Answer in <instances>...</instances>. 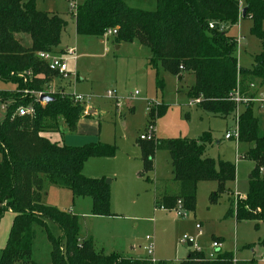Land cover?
<instances>
[{
    "label": "trees",
    "instance_id": "1",
    "mask_svg": "<svg viewBox=\"0 0 264 264\" xmlns=\"http://www.w3.org/2000/svg\"><path fill=\"white\" fill-rule=\"evenodd\" d=\"M244 9L245 18L253 23L251 35L262 47L251 70L239 66L236 39L224 30L226 25L238 24L239 0H157L155 12L132 8L124 0H85L73 20L79 36L103 38L112 30L116 44L138 41L148 48L152 54L149 64L157 71L160 90L164 81L159 78L158 66L176 77H181L183 67L184 72L195 76L189 98L200 100L205 112L229 117L237 109L234 96L241 79L251 76L264 83V0H245ZM212 23L214 29L210 28ZM66 26L59 15L38 10L36 0H0V84H14L19 91L9 95L0 89V102H12L0 123V223L7 212L15 214L0 264H36L32 260L35 227L49 234L52 264H154L98 253L93 240H81L78 217L43 204L45 183L50 182L70 190L76 198H90L93 216H112L110 181L86 178L83 169L91 158L115 157L117 147L92 144L72 148L51 143L41 133L57 130L60 121L74 133L85 116V107L62 93L51 94L54 101L47 104L24 96L27 90L45 92L51 77L57 75L39 54H61L57 49ZM21 34L30 37V48L17 40L16 35ZM31 104L35 109L32 117L16 115L20 107ZM166 111L162 106L150 113L151 123ZM259 123L248 107L239 117V143L247 149L243 158L254 162L255 167L247 195L238 201L236 211L234 201L230 202L226 214L227 218L258 224L264 223V134ZM211 141L210 134L196 140L137 141L142 152L141 177L153 172L156 152L168 151L171 156L178 194L157 200L156 209L163 205L171 211L182 201L188 212L195 213L200 183L236 181L235 165L204 158ZM48 223L59 228V238L50 233ZM221 253L220 258L230 259L227 264L233 263L232 253ZM182 264L222 263L207 262L202 254L192 252Z\"/></svg>",
    "mask_w": 264,
    "mask_h": 264
},
{
    "label": "rangeland",
    "instance_id": "2",
    "mask_svg": "<svg viewBox=\"0 0 264 264\" xmlns=\"http://www.w3.org/2000/svg\"><path fill=\"white\" fill-rule=\"evenodd\" d=\"M84 1L79 0V4L81 5ZM124 1L132 8H140L147 3V6H152L149 4V0ZM242 2L244 3L245 0ZM36 4L40 11L57 14L64 19L68 25L63 31L62 43L65 47L79 46L78 53L82 56L79 60L71 57L66 58L72 78L64 79L58 74L51 77L49 84L45 87V94L48 95L47 90L51 88H53L51 91L56 94L60 93L59 90L63 86H67L68 81H74V73L79 72L86 80L83 84L76 85L77 88L73 91L75 94L92 97L91 106L97 112L104 113L101 118H90L89 122L94 124H85L83 129H79L77 133L68 130L65 135V142L77 141L82 144L81 147L92 144L117 147L115 157L91 158L84 168L87 176H93L89 179L111 181V219L84 217L83 215H89L91 211L90 199H86L85 205L76 204L73 197H70L68 201L67 197L63 199L62 195L58 193L56 186L49 183L45 187L46 196L43 204L64 213H73L74 216L78 217L81 237L84 238L88 233H92L95 237L96 251L104 255L118 254L130 260H147V247L149 245L147 238L150 237L154 246V254L149 257V260L155 261L154 264H182L187 260L190 249L189 246L181 244L180 241L185 235L197 236L196 224H201L203 236L199 240L202 247L207 248V255L211 253L210 246L215 240L223 243L221 254L226 252L233 254L232 264H235V260L240 264L249 262L264 264L261 260L264 256V223L237 221L235 218L226 217L230 202L236 200L239 195L242 198L247 195L250 175L255 167L254 163L248 159L240 157L238 160L236 142L225 140L227 131L232 132L236 128L235 116L214 117L208 112L203 113L197 105H193L195 100L188 96L189 88L194 82L192 77H185L180 83L176 76L165 73L161 68L159 71L161 79L164 81V89L159 90L156 94L154 87L145 81H141L137 76L132 78L131 73L133 72L121 67L123 62L130 58L139 59L138 53L135 55L134 46L124 43L122 48L117 50L118 45L111 36L108 41L104 42L94 37H80L79 45H77L78 37L72 19L73 15L67 1L36 0ZM251 28V20L242 19L240 33L245 36V41L240 54H236V56L238 58L239 55L240 65L246 70L253 68L254 57L261 52L262 48L261 42L251 35ZM230 34L238 37V28L232 30ZM107 37L105 34L106 40ZM106 62L113 64L108 76L106 73L103 74L106 69L102 65ZM116 64H118V69ZM155 75L156 73H154ZM116 76H120L119 94L115 90ZM261 82L260 79H257L254 82V88L250 85L246 86L247 83L244 84L243 89L250 87V91L244 92L243 98L260 94L259 84ZM155 84L153 83V86ZM2 89L9 90L12 87L4 86ZM108 91L114 92L117 98L121 100L120 107H117L115 103L119 112L107 99L106 93ZM18 92L17 86L13 91H7L9 95ZM136 92L140 95L133 97L132 95H135ZM24 96H27L25 91ZM152 101L167 108L165 115L157 119L155 124L151 123L150 113L157 111L160 106H150ZM10 105V101L0 102V123L6 116L5 107ZM245 106L250 109L254 108V113L260 121L261 132L264 134V112L263 115L259 114V104L256 103L254 107L253 103H245ZM130 107L133 108L134 112H130ZM148 107H151L150 112L147 110ZM148 125L154 126V140H185L187 138L194 140L204 134H210L212 141L208 144L206 156L216 163L223 161L235 165L236 181L224 184L217 181L200 183L197 191L195 214L188 212L187 218L179 217L176 211L164 212L156 209L154 179L159 181L173 179L172 163L168 152H156L154 173H146L145 176H140L143 172L140 161L142 152L137 141L141 135L146 133ZM76 136L82 137L77 139ZM242 148L243 146L240 151L243 157ZM59 188L63 190L61 192L65 196H72L67 189ZM214 195L217 196L216 200L212 199ZM13 222L12 215L6 213L0 223V253L7 245ZM48 228L55 238L61 236V231L53 223H48ZM34 229L35 240L32 260L36 264H52V245L49 242V234L40 227ZM115 232L119 233L114 234ZM193 252L202 254L205 261H209L205 253ZM210 262L227 264L230 259L218 256L217 259Z\"/></svg>",
    "mask_w": 264,
    "mask_h": 264
},
{
    "label": "crops",
    "instance_id": "3",
    "mask_svg": "<svg viewBox=\"0 0 264 264\" xmlns=\"http://www.w3.org/2000/svg\"><path fill=\"white\" fill-rule=\"evenodd\" d=\"M126 3V2H125ZM243 3V2H242ZM127 4V3H126ZM148 4V3H147ZM147 4H145V5H142V7H140V8H135V9H139V10H144V11H150V12H155L156 10H157V0H149V4L150 5H152V6H147ZM244 5H245V2L243 3V4H241V6H242V10H243V7H244ZM129 6V5H128ZM38 9V8H37ZM39 10V9H38ZM73 19V18H72ZM242 19H245L244 17H243V15H242V11H241V15H240V19H239V22H238V24L237 25H235V26H230V25H226L225 26V28H224V30H225V32L227 33V35L228 36H230V37H233V38H235L236 39V42H237V44H238V48H237V51H238V53L237 54H240L239 52L242 50V47H243V42L245 41V36H242L241 35V33H240V23H241V21H242ZM64 20V19H63ZM74 21V20H73ZM252 22V21H251ZM74 24H75V21H74ZM68 25V24H67ZM252 25H253V23H252ZM236 28H238V31H239V34H238V37H236V36H234L233 34H230L231 33V31L232 30H234V29H236ZM75 30H76V24H75ZM63 34V33H62ZM77 34V33H76ZM77 45H79V39H80V37H84V36H79L78 34H77ZM109 37L110 36H108L107 37V40L103 37V38H98L101 42H104V41H108V39H109ZM16 38H17V40L25 47V48H30L31 47V45H32V41H31V39H30V37L29 36H27V35H23V34H21V35H16ZM94 38H97V37H94ZM111 38L113 39L114 37L113 36H111ZM105 39V40H104ZM124 43H121V44H117L118 45V47L116 48L117 50H120L121 48H122V45H123ZM126 44V43H125ZM128 45H131V46H134L135 47V55H137V53H138V57H139V59H132V58H130L129 60H126V61H124L123 62V64L121 65V67H124V68H126V69H128V71H131V72H133V73H131L132 74V78H134V77H139L140 78V80L141 81H145V83H147L148 85L150 84L152 87H154L155 88V90H156V94H158V92H159V90L160 89H158L157 88V84H155V86H153V83H156L157 81V71L156 70H154V69H152V67H150V64H149V62H150V59H151V57H152V54H151V52H150V50L148 49V48H146V47H144V46H142L138 41H135V42H133V43H127ZM69 48H73V49H75L76 50V60H79V58H81L82 56L81 55H79V46L77 47V46H67V47H65L64 45H63V43H62V38H61V45H60V47L57 49V52L58 53H61V54H59V55H63L64 53H65V50H67V49H69ZM261 51H262V48H261ZM64 52V53H63ZM261 53V52H260ZM259 53V54H260ZM258 54V55H259ZM257 56V55H256ZM255 56V57H256ZM254 57V58H255ZM239 55H238V63H239V66L241 67V65H240V62H239ZM109 63H111V64H109ZM114 63V62H113ZM111 65H113L112 64V62H106V64H103L102 66L106 69L104 72H103V74L104 73H106L107 74V76H108V74H109V70L111 69ZM116 66H117V69H118V64H116ZM115 66V67H116ZM160 66H158V73H159V78L161 79V75H160ZM242 68V67H241ZM68 69H69V66H68ZM116 69V70H117ZM162 69V68H161ZM163 70V69H162ZM118 71V70H117ZM69 72L71 73V71H70V69H69ZM76 72V71H75ZM165 72V71H164ZM135 73V74H134ZM154 73H156V75L154 76ZM165 73H167V72H165ZM75 74V79H74V81L73 80H70V81H68L67 83V86H63V88L61 89V90H59V92L60 93H62V92H65V93H67V94H75V89L77 88L76 87V85H80L79 83H81V84H83L84 82H85V78L84 77H82L81 76V74L79 73V72H76V73H74ZM71 76H72V74H71ZM120 77V76H119ZM119 77L118 76H116V82H115V86H116V88H115V90H116V92H118V94H119V92H120V80H119ZM185 77H192V79H193V84H191V87L189 88V91L191 90V88L195 85V76L192 74V73H188V72H184V70L182 71V74H181V77H177L178 78V80L180 81V83H182L183 82V80H184V78ZM72 78V77H71ZM163 80V79H162ZM257 81V78H252L251 76H249V77H246V78H243V79H241V81H240V83H239V85H238V89H237V91L235 92V96H234V98H238V99H240L241 100V102H239V103H237L236 102V104H237V109H236V111L231 115V116H229V117H234L235 116V123H236V119L237 118H239L240 117V115L245 111V109H246V106H245V103H253V105H254V107H255V104L257 103V104H259V106H258V112H259V114L260 115H263V112H264V83L263 82H261L260 84H259V92H260V94H257L256 96H251V97H247V98H243V96H244V92H246V91H250L249 89H250V87H255L254 86V82H256ZM247 83V85L246 86H248V85H250V87H248V88H244L243 89V86H244V84H246ZM4 86H11L12 87V89H9V90H4V89H2ZM62 86V85H61ZM15 87H16V85H14V84H0V89H2V90H4V91H10V90H14L15 89ZM51 89H53V88H51ZM51 89H49V90H47L48 91V94H56L55 92H53V91H51ZM56 90V89H55ZM74 90V91H73ZM57 91V90H56ZM160 91H162V90H160ZM58 92V91H57ZM140 95V94H139ZM138 95V96H139ZM133 97L134 96H136V95H132ZM109 100V102L111 103V104H113V106H114V108L117 110V112H119V110L117 109V107H116V104H115V102L113 101V100H110V99H108ZM121 101V100H120ZM197 100H195L194 102H195V104H193V105H197V107L201 110V111H203V113H207V112H205L204 110H202L201 108H200V106H199V104H200V102L199 103H197L196 102ZM153 102V101H152ZM235 102V101H234ZM10 104H12V102L10 101ZM151 105V104H150ZM8 106H6L5 107V109L7 108ZM160 107H162V105L160 106ZM149 108V107H148ZM148 110V109H147ZM130 112H134V110H133V108L132 107H130ZM253 112H254V108H253ZM210 115H212V116H214V117H220L219 115H215V114H212V113H209ZM254 115H255V113H254ZM102 116H104V113H99V112H97V110L94 108V107H92V106H89L88 107V109H87V114H86V112H85V116H83L81 119H80V121H79V123H78V125H77V130L74 132V133H77L78 131H79V129L81 130V129H83V126H85V124H94L93 122H89V119L90 118H94V119H96V117H99V118H101ZM255 117H256V115H255ZM59 128L56 130V129H49V130H47V131H45V132H43V133H41V137H43V138H45V139H47V140H49L51 143H53V144H56V145H58V146H60V147H63V146H68V147H72V148H78V147H81L82 146V144L80 143L79 144V142H77V141H72L71 143H67V142H65V135H66V132L68 131V128H67V126L63 123V121H60V123H59V126H58ZM227 132H231V131H227ZM227 134V133H226ZM226 136V135H225ZM77 137V139H81V137L82 136H76ZM199 137H197V138H195L194 140H196V139H198ZM188 139V138H187ZM163 140V139H162ZM189 140H192V139H189ZM225 140H226V138H225ZM226 141H232V140H226ZM237 144V146H236V154H237V156H238V154L241 156V158H243L242 157V152L240 151V148L243 146V154H244V152H246V148H245V146L244 145H242V144H240V143H236ZM138 145V144H137ZM139 147V146H138ZM207 147H208V145L206 146V150H207ZM158 152H168V151H158ZM169 153V152H168ZM204 158H208L207 156H206V151H205V154H204ZM89 161V160H88ZM140 161L142 162V160L140 159ZM87 163L88 162H86V164H85V166H84V168L86 167V165H87ZM171 163H172V161H171ZM254 163V162H253ZM254 166H255V163H254ZM142 167H143V162H142ZM155 167H156V165H155V159H154V170H153V172H150V173H154V171H155ZM83 175H85L87 178H93V176H90V175H88L87 176V174L85 173V170L83 169ZM172 175H173V179H171V180H169V181H159V180H155L154 179V183H155V187H154V203H155V205H156V203H157V200H162L163 199V196H169V197H171V196H175V195H177L178 194V187H177V185H176V183H174V174H173V166H172ZM109 181V180H108ZM51 184L52 186H56V188L58 189L57 191H58V193H60L61 195H62V197H63V199H65V197H67V199H68V201H69V199H70V197H73V201L76 203V204H78V203H81V205H85L87 202H85L86 201V199H90V198H83V197H78V198H76V197H74L73 195H72V192L70 191V190H68V191H70L71 192V195L72 196H65V194H63L61 191H63V190H61L60 188H59V186H57V185H54V184H52V183H50V182H46L45 183V187H46V185L47 184ZM110 185H111V181H110ZM62 188V187H61ZM63 189H65V188H63ZM44 193H45V189H44ZM45 196H46V193H45ZM44 196V197H45ZM243 197H245V196H243ZM43 200H44V198H43ZM90 201H91V203H92V200L90 199ZM93 204V203H92ZM74 206H75V204H74ZM89 207V206H88ZM88 207H86L87 209H88ZM91 211H90V213H89V215H83L84 217H87V216H90L91 217V219L93 218H96V219H111V217H96V216H93L92 214H91V212H92V206H91V209H90ZM163 211V210H162ZM164 212H167V211H164ZM172 212V211H171ZM8 214H10V215H12V217H13V220L15 219V214H13L12 212H7ZM70 214H72L73 216H74V214L73 213H70ZM192 214H195V213H192ZM115 215V214H114ZM113 218V217H112ZM81 227V226H80ZM80 231H81V228H80ZM119 232H115L114 234H118ZM80 238H81V240L82 241H86V240H93L94 241V246L96 247V245H95V237H94V235L92 234V233H88V235L86 236V237H81V235H80ZM202 238V237H201ZM151 242H152V238H151ZM151 242H148V244H152ZM199 242H200V240H199ZM153 245V244H152ZM154 247V246H153ZM189 249H190V253H189V256H190V254H191V252H193L194 251V249L193 248H191V247H188ZM52 253V252H51ZM113 253H116V252H113ZM110 255V254H109ZM147 255H148V253H147ZM189 256H188V258H189ZM149 255H148V259L147 260H149ZM187 258V259H188ZM149 261H152V262H155V261H153V260H149ZM237 261V260H236ZM238 262V261H237Z\"/></svg>",
    "mask_w": 264,
    "mask_h": 264
},
{
    "label": "built area",
    "instance_id": "4",
    "mask_svg": "<svg viewBox=\"0 0 264 264\" xmlns=\"http://www.w3.org/2000/svg\"><path fill=\"white\" fill-rule=\"evenodd\" d=\"M68 5H69V9L70 12L72 13L73 16H75L77 14L78 8L80 6L79 4V0H66ZM244 1V0H243ZM240 2V12L242 11V0H239ZM214 24L212 23L210 25L211 29H214ZM114 31L109 30L106 33V36H113ZM41 60H43L49 70L51 72L57 73L59 76L63 77L64 79H69L71 77V73L69 72L68 69V64L66 61L67 57H71V58H76V50L73 48H69L67 50H65V53L63 55H58V54H53V53H41L39 54ZM181 70L183 71V67H181ZM26 95H31V97H33L35 99V101L41 103L40 99L43 95H46L45 92H34V91H25ZM62 94L64 95H69L71 96V98L74 100V102L76 104H82L85 107L86 110V114H87V109L89 106H91L92 103V97H86V96H82L79 94H67L65 92H62ZM50 95V94H48ZM136 96L139 95L138 92L135 93ZM107 99L113 100L116 104L117 107H120L121 101L119 100V98H117L116 94L112 91H108L106 93ZM234 101L239 103L241 102L240 99H238L237 97L234 98ZM197 103L200 102V100L196 101ZM264 102V101H263ZM44 104V103H41ZM152 106L155 107H159L161 105H159V103H154L151 102L150 103ZM150 105V106H151ZM151 107L148 108V111L150 112ZM35 114V109L33 107V104L27 106V107H20L17 112L16 115L19 117H27L30 116L32 117ZM154 126L148 125L146 133L141 135L140 140L142 141H149L154 139V131H153ZM239 118L236 119V128L234 130H232V132H227L225 138L226 140H233L236 143H239ZM241 156L238 154L237 159L239 160ZM237 196V195H236ZM240 196V198H239ZM238 198L234 201V205H235V211L237 209V204L238 201L240 199H242V196L239 195ZM157 209L163 210V211H167V212H171V211H176L178 216L181 218H187V214L188 211L184 208V204L182 201H178L176 204V207L173 210H167L163 205H160L157 207ZM196 230H197V236H188L185 235L182 239H181V244L189 246L191 248L194 249V251L200 252V253H205V255L207 256V259L209 261H214L215 259L218 258V254L221 253L223 251V243L222 242H218V241H212V244L210 246L211 249V253L209 255H207V248L202 247L201 243L199 242V238L203 236V230H202V225L201 224H196ZM148 242H151V238L148 237L147 238ZM147 253L148 255L151 257L154 254V247L152 244H149L147 247ZM262 262H264V256H262L261 258ZM235 264H237V261L235 260Z\"/></svg>",
    "mask_w": 264,
    "mask_h": 264
},
{
    "label": "water",
    "instance_id": "5",
    "mask_svg": "<svg viewBox=\"0 0 264 264\" xmlns=\"http://www.w3.org/2000/svg\"><path fill=\"white\" fill-rule=\"evenodd\" d=\"M247 9L242 10V15L245 18ZM41 103H49L51 101H54V99L48 95H43L40 99Z\"/></svg>",
    "mask_w": 264,
    "mask_h": 264
}]
</instances>
